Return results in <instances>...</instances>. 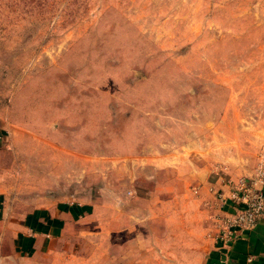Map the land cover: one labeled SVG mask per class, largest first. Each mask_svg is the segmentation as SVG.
Segmentation results:
<instances>
[{"label":"rangeland","instance_id":"1","mask_svg":"<svg viewBox=\"0 0 264 264\" xmlns=\"http://www.w3.org/2000/svg\"><path fill=\"white\" fill-rule=\"evenodd\" d=\"M263 164L264 0H0V264H203Z\"/></svg>","mask_w":264,"mask_h":264},{"label":"crops","instance_id":"2","mask_svg":"<svg viewBox=\"0 0 264 264\" xmlns=\"http://www.w3.org/2000/svg\"><path fill=\"white\" fill-rule=\"evenodd\" d=\"M221 189L222 194L230 198V188ZM85 206L62 201L34 208L21 223L19 241L22 256L37 258L57 252L68 226L77 218L87 217L80 213ZM203 264H264V216L255 229L241 233L233 243L225 244L216 239Z\"/></svg>","mask_w":264,"mask_h":264},{"label":"built area","instance_id":"3","mask_svg":"<svg viewBox=\"0 0 264 264\" xmlns=\"http://www.w3.org/2000/svg\"><path fill=\"white\" fill-rule=\"evenodd\" d=\"M224 212L222 230L217 239L235 242L241 233L253 230L264 216V164L255 178L240 179L230 186V198L220 194Z\"/></svg>","mask_w":264,"mask_h":264}]
</instances>
